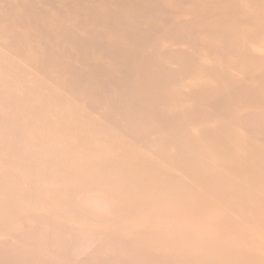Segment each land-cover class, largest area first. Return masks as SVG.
I'll return each instance as SVG.
<instances>
[{
  "label": "rangeland",
  "instance_id": "374dc122",
  "mask_svg": "<svg viewBox=\"0 0 264 264\" xmlns=\"http://www.w3.org/2000/svg\"><path fill=\"white\" fill-rule=\"evenodd\" d=\"M262 22L264 0H0V172L30 187L26 198L43 203L35 215L55 213L56 224L71 231L60 252L72 249L74 264H121L127 250L138 264L148 255L140 228L126 234L130 213L106 227L110 197L122 191L103 198L91 186L98 181L93 167L116 159L119 169L129 154L154 161L164 154L160 148L190 166L188 157L205 156L207 147L224 152L210 141L215 133L233 141V185L219 187L215 221L198 223L192 213L183 222L177 255L197 264L192 242L206 240L215 225L216 264H264V169L254 163L264 158ZM38 41L44 50H35V58L47 59L51 69L41 74L27 65ZM120 144L132 153L118 150ZM213 164L228 166L217 157ZM57 204L70 213L66 218L52 208ZM182 205L188 217L192 209ZM19 219L17 231L0 235V251L19 232L39 236L38 222ZM110 233L136 237L123 250L104 239ZM17 242L29 256L42 255L34 241Z\"/></svg>",
  "mask_w": 264,
  "mask_h": 264
},
{
  "label": "bare ground",
  "instance_id": "6f19581e",
  "mask_svg": "<svg viewBox=\"0 0 264 264\" xmlns=\"http://www.w3.org/2000/svg\"><path fill=\"white\" fill-rule=\"evenodd\" d=\"M26 32L28 33V30H26ZM22 34L27 36L26 33ZM34 35L37 34L34 33ZM14 45H19V39L11 44L12 47H14ZM35 50H44V46L41 42L38 41V43H34L33 46L31 43L29 51L32 54L29 56L27 62L28 68H31L38 74H41L44 70L50 71L49 61L47 59H36L34 55ZM57 58L59 59L58 52ZM239 59L241 60V58ZM50 61H54L52 57ZM57 61L58 60H55L54 62ZM55 67L58 68L59 65L55 64ZM220 137V133H215L214 138L211 137L210 141H216L219 144L220 148L224 151L222 154L218 153L213 147L211 149L207 147L205 156L188 157L190 166H185L186 162L184 161V163H182L178 156L177 159L172 160L170 157L174 155L172 154L173 156H171L170 153L165 152L161 148L160 150L163 151L164 154H155L154 157L157 156V158L154 161L142 160L139 162V159L136 161L133 155H127L128 153H132V151L129 149L127 150V147L120 144L119 149L116 146L115 148L122 150L127 156L119 166V169L115 164L120 161L116 159L103 160L100 164H97L98 167H93L94 172L90 173H95L94 175H96L98 181L93 182L91 186L99 187V193L103 198H105V196L106 198L107 196L109 197L113 189H120L122 191V194L118 198L110 197L111 203L114 204V208L110 211L111 221L105 223L106 227L116 224L115 219H117V216L121 213L128 212L133 218L130 219L129 222L124 223V228L128 231L126 234H131L133 229H141V252H148V255L144 256L143 258L145 259L138 264H189L184 257L177 255L180 254V250L175 249L178 247L174 240L177 235L182 233L181 225H183V222L192 220V213L196 216L195 220L198 223L207 220L215 221L217 216V191L220 186L231 187L233 185L234 165L233 161H229L233 159V141H223ZM205 140L207 142L209 141L208 139ZM192 144L195 143L193 142ZM168 147H171V145H168ZM179 153L178 155H180ZM174 154L176 153L174 152ZM215 157L218 159H225V163H227L228 166H226L224 170H221L217 164H213L212 167L211 161ZM197 163H203L204 165L209 164L210 168L199 165V167H201L200 169ZM254 163L257 164V166L262 165L264 169V158H260L259 160L256 159ZM58 168H60V166H58ZM69 170L63 171V173L65 172L63 175L64 177L61 176L64 179L69 180L68 175H66ZM120 170L125 171L123 173L119 172ZM8 173L9 172L4 170L0 172V235H4V233L9 231H17V227H19V218L25 216L36 223L38 222L39 236L35 238L33 232H31L28 236L22 237L21 232H19L17 240L11 241V244L8 245V249L0 251V256L2 255L0 264H74L72 249L65 254L60 252L62 251V247L68 244V240L65 238L64 234L66 232L71 233V231L56 224L55 220L57 219H55V217L53 218V216L56 215L55 213L53 215L48 213L49 216L46 214V211V213H44L48 215L46 217L35 215L34 211L36 209H43V203L41 204L38 201L34 202L26 198L31 191L30 187L19 185L18 182L14 180V182L8 180ZM83 173V171L77 172V174ZM179 175L185 176L187 179L186 182H180V179L177 177ZM69 184L72 186L77 185V183L73 181ZM54 185L57 190H61V185L56 182ZM8 188H13L17 194L9 197L6 196L5 190H8ZM93 190L91 191L89 189L88 191L93 192ZM181 202L185 205L187 202L188 207L192 209V211H189L190 214L188 217L187 215L181 216L184 211ZM172 203H180L177 212L171 210ZM52 208L60 210L61 212L59 213L62 214L63 219L70 214L62 211L59 204ZM44 210L46 209L44 208ZM144 215H147V218L142 219ZM177 216L181 217L176 218ZM177 222L179 224L175 225ZM144 228L145 230H143ZM207 230L208 231L205 232V236L208 237L206 240L203 237H198L192 242V248L198 252L200 257L197 264H216L217 262L216 227L212 225L207 227ZM135 234L130 235V237H120L111 233L102 236L105 240L108 238L107 241L118 242L120 247L125 250L128 248V245L124 241L136 237ZM96 236L99 237V235ZM179 238L182 240V237ZM25 239L34 241L42 255L37 256L36 254H31L29 256V254L21 250L17 241ZM127 254L129 258L121 264H133L132 259H134L135 256L129 250H127ZM100 263L103 264V260H100Z\"/></svg>",
  "mask_w": 264,
  "mask_h": 264
}]
</instances>
